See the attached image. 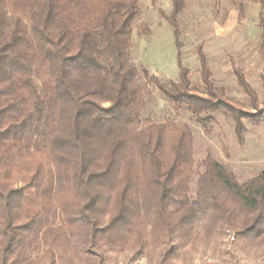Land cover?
Segmentation results:
<instances>
[{
	"label": "trees",
	"instance_id": "obj_1",
	"mask_svg": "<svg viewBox=\"0 0 264 264\" xmlns=\"http://www.w3.org/2000/svg\"><path fill=\"white\" fill-rule=\"evenodd\" d=\"M138 0H0V264H88L99 251L155 252L185 242L198 220L203 241L230 230L242 247L264 245V172L239 185L207 156L195 197L193 136L172 120L139 126L144 93L131 64ZM258 5L264 60V0ZM171 0L177 82L150 81L201 125L220 114L239 145L243 123L264 128V103L233 75L249 107L215 88L201 46L203 90L181 62ZM239 17L245 9L239 5ZM264 89V68L259 76Z\"/></svg>",
	"mask_w": 264,
	"mask_h": 264
},
{
	"label": "rangeland",
	"instance_id": "obj_2",
	"mask_svg": "<svg viewBox=\"0 0 264 264\" xmlns=\"http://www.w3.org/2000/svg\"><path fill=\"white\" fill-rule=\"evenodd\" d=\"M184 8L177 18L182 65L189 72L193 89L202 91L197 48L202 47L211 73L210 81L223 89L225 97L249 107L246 96L238 88L233 68L241 70L246 82L264 103V89L259 76L264 60L259 53L260 29L258 5L251 0H183ZM140 13L132 27L130 61L138 71L137 82L144 93L139 126L148 122L161 124L172 120L186 126L193 136V170L190 197H195L201 163L209 155L231 172L239 185L264 172V128L243 123L244 143L239 145L232 121L220 114L201 125L187 107L174 105L159 93L150 81L177 82L179 69L173 28L163 16L171 11V0H138ZM239 5L245 13L239 17ZM203 221L193 226L185 242L166 240L153 252L137 254L105 250L94 253L88 264H264V245L242 247L234 241L230 230L218 231L209 241L202 238Z\"/></svg>",
	"mask_w": 264,
	"mask_h": 264
}]
</instances>
